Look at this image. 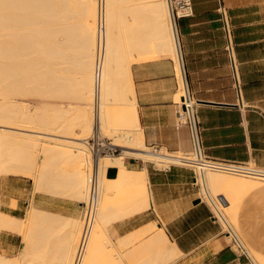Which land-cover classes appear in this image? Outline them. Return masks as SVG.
<instances>
[{"label": "bare ground", "instance_id": "bare-ground-1", "mask_svg": "<svg viewBox=\"0 0 264 264\" xmlns=\"http://www.w3.org/2000/svg\"><path fill=\"white\" fill-rule=\"evenodd\" d=\"M172 4L0 0V182L8 175L28 177L35 192H57L61 178L57 166L62 163L75 179L70 197L84 204L94 169L99 182L87 232L84 214L80 220L63 219L31 204L22 220L0 209V238L3 232H12L24 242L20 258L8 257L0 249V264H171L181 254L156 224L123 238L114 231L116 221L149 207L147 170L130 168L127 158L166 167L186 165L184 155L153 153L145 146L130 82L131 52L138 51L136 61L169 57L180 79L178 96H186ZM182 10L178 8L179 16ZM68 98L77 101L72 109L61 103ZM97 136L114 139L112 144L121 153L94 159L89 141ZM197 185L226 238L251 264H264V253L253 247L239 221L243 199L264 192V175L206 170L198 173Z\"/></svg>", "mask_w": 264, "mask_h": 264}, {"label": "crops", "instance_id": "crops-1", "mask_svg": "<svg viewBox=\"0 0 264 264\" xmlns=\"http://www.w3.org/2000/svg\"><path fill=\"white\" fill-rule=\"evenodd\" d=\"M191 1L193 15L181 18L177 27L180 77L194 103L202 151L214 160L252 162L264 169V0ZM225 18L232 32L241 93L225 51ZM135 53L138 51L130 53L134 61L129 63L130 82L145 146L164 155L191 153L190 129L177 124V100L183 96H178L181 84L174 60L136 61L139 55L135 59ZM126 163L137 171L146 168L150 199L148 208L114 223L117 237L156 224L181 253L173 264H246L203 200L191 169L172 166L165 170L162 168L166 166L134 157L127 158ZM68 169L62 163L57 166L60 188L50 194H34L31 178L5 176L3 212L24 220L33 201L31 204L41 212L80 220L84 203L70 197L75 179ZM263 211L264 192L246 196L239 210L243 231L261 253L264 231L259 221L264 218ZM2 234L0 244L6 255L19 258L16 250L22 245V237L12 232Z\"/></svg>", "mask_w": 264, "mask_h": 264}, {"label": "built area", "instance_id": "built-area-1", "mask_svg": "<svg viewBox=\"0 0 264 264\" xmlns=\"http://www.w3.org/2000/svg\"><path fill=\"white\" fill-rule=\"evenodd\" d=\"M171 1L173 3L172 10H173L174 21L176 22L177 27H178V21L181 18L191 17L193 15V4L191 0H189V4H187L186 0H171ZM179 7L183 9L182 11L184 13L182 14V16H179L178 14ZM223 23H224L223 30L225 33V40H226L225 51L230 61V65L232 68V74H233V77L236 83V89L238 93H241L242 91L241 82L239 80L238 73H237V61H236V56H235V51H234V44H233L231 28L226 18L224 19ZM96 79L98 83L99 73L97 74ZM178 106L179 107L177 110V124L179 126H182L185 124L188 125L190 129V133H191L193 150L191 153L184 155L185 157L183 159L185 160L186 165H170L162 169L166 170L172 166H179V167L191 169L194 173V181H195L194 184L198 188H199V185H197L198 173L205 172L206 170L223 171V172H230V173H235V174H245V175H252V176H263L264 175V171H263L264 169L256 166L252 162L222 161V160H214V159L206 157L201 148V142H200L197 118H196V114L194 110V104L189 99V96L186 95L182 97L181 103H179ZM89 142L91 145V152H92V156L94 159H97L100 156H104V155L114 156V155L121 153V149L113 145L110 139H104V138H100L99 136H97V137L91 138ZM196 169L197 171L199 170V172H197ZM89 186H90V189H89L88 203L82 204L83 206L82 211L84 213L83 217H84L85 232L88 231L90 225L93 222L92 219L94 218V214L96 211V204H97L98 197H99V182H98V175H97L96 169L93 170V173L90 177ZM239 254L241 256L247 257L245 252L241 249L239 250Z\"/></svg>", "mask_w": 264, "mask_h": 264}, {"label": "rangeland", "instance_id": "rangeland-1", "mask_svg": "<svg viewBox=\"0 0 264 264\" xmlns=\"http://www.w3.org/2000/svg\"><path fill=\"white\" fill-rule=\"evenodd\" d=\"M37 98H39V97H37ZM41 98V97H40ZM42 99V98H41ZM41 99H39L40 101H42ZM68 99H70V98H68ZM68 99H63V102H61L62 104L65 102L66 103V105H68V108L69 109H72L74 106L73 105H75V103H77V101L75 100V102H74V100H73V102H71L72 101V99H70V100H68ZM61 100V99H60ZM60 100H58L59 102H57V104L59 103V104H61L60 103ZM43 101H47V100H45V99H43ZM57 101V100H56ZM56 101H55V103H56ZM62 101V100H61ZM52 102H53V100H52ZM70 102V104H68ZM53 104H54V102H53ZM72 104V106H71V108H70V105ZM61 107H62V105H60ZM105 138H108V137H106V136H104ZM112 142H113V140H112V138H109ZM123 149V148H122ZM125 154V149H123V154L122 155H124ZM119 156V155H118ZM164 168V167H163ZM7 180V178H5V177H3L2 179H1V182H0V190H1V196H2V201H3V194H4V190H3V184H4V182ZM33 183V182H32ZM34 185L32 186L31 185V191L35 194V192H34ZM31 203H33V201L31 202ZM31 203H30V205H31ZM0 209L2 210V211H5V208H4V205H3V202H2V204H1V206H0ZM212 210V209H211ZM212 212H213V210H212ZM264 212V211H263ZM214 213V212H213ZM260 220L261 221H259V222H261V227H259L260 229H261V231H264V218H260ZM3 235V234H2ZM1 235V236H2ZM229 241H231V242H233V244H234V249L237 251V250H239V249H241V248H239V247H237V245H236V243L233 241V240H229ZM262 243H263V246H264V241H262ZM262 245V244H261ZM0 248H1V252H3L5 255H6V253H5V251L3 250V248H2V246H1V244H0ZM23 250H24V242L22 241V245H21V247L20 248H18L17 250H16V253L18 254V256L17 257H19L20 258V255L22 256V252H23ZM242 250V249H241ZM239 252V251H238ZM7 256V255H6ZM243 258H244V260H245V263L246 264H251L250 263V260L247 258V257H245V256H243Z\"/></svg>", "mask_w": 264, "mask_h": 264}, {"label": "water", "instance_id": "water-1", "mask_svg": "<svg viewBox=\"0 0 264 264\" xmlns=\"http://www.w3.org/2000/svg\"><path fill=\"white\" fill-rule=\"evenodd\" d=\"M183 100H184V99H183ZM220 199H221V200H222V201L225 203V200H224V198H223V197H221Z\"/></svg>", "mask_w": 264, "mask_h": 264}]
</instances>
